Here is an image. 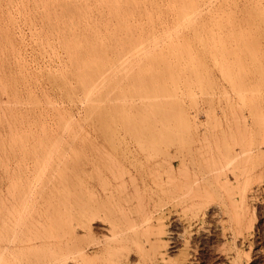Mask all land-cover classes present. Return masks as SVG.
Listing matches in <instances>:
<instances>
[{
    "label": "rangeland",
    "instance_id": "obj_1",
    "mask_svg": "<svg viewBox=\"0 0 264 264\" xmlns=\"http://www.w3.org/2000/svg\"><path fill=\"white\" fill-rule=\"evenodd\" d=\"M109 6L0 0V264H264V0Z\"/></svg>",
    "mask_w": 264,
    "mask_h": 264
},
{
    "label": "bare ground",
    "instance_id": "obj_2",
    "mask_svg": "<svg viewBox=\"0 0 264 264\" xmlns=\"http://www.w3.org/2000/svg\"><path fill=\"white\" fill-rule=\"evenodd\" d=\"M99 1L104 2V1H108V0H99ZM131 1H133V0H131ZM128 2H129V0H109L110 6L108 9L110 12H113L114 14H116L119 23H122V24L128 23L127 9L124 8V5L127 4ZM115 7H117V9ZM190 15H191V6L188 2H184L182 4V21L183 22H189L190 21ZM95 194L96 193H94L93 195L95 196ZM89 196H91V195L89 194ZM172 236H175V235H172ZM175 238H177V237H175Z\"/></svg>",
    "mask_w": 264,
    "mask_h": 264
}]
</instances>
